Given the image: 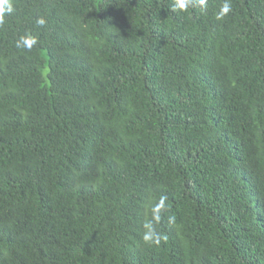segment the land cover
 Here are the masks:
<instances>
[{"label": "trees", "instance_id": "trees-1", "mask_svg": "<svg viewBox=\"0 0 264 264\" xmlns=\"http://www.w3.org/2000/svg\"><path fill=\"white\" fill-rule=\"evenodd\" d=\"M224 2L0 0V264H264V0Z\"/></svg>", "mask_w": 264, "mask_h": 264}, {"label": "clouds", "instance_id": "clouds-1", "mask_svg": "<svg viewBox=\"0 0 264 264\" xmlns=\"http://www.w3.org/2000/svg\"><path fill=\"white\" fill-rule=\"evenodd\" d=\"M193 7H200L202 12L206 11L205 0H198V3L196 2V0H173V3L171 5V10L173 12H185L189 8H193ZM6 11L8 13H11L13 11L12 5L10 3L7 5ZM230 11H231V4H230L229 0H225L223 5L219 9V12L217 13L216 18L217 19H223V17L225 15H227ZM2 22H3V10L0 9V23H2ZM37 23L39 25L43 26L45 21L43 19H40L37 21ZM19 46H21V45L18 44V47ZM165 199H166V197L161 198V205L163 204V201ZM157 207H159V206H157ZM170 219L174 220V218H170ZM161 239H166V236L161 237L155 233H153L152 235L145 234V236H144V240L146 243L159 244Z\"/></svg>", "mask_w": 264, "mask_h": 264}]
</instances>
